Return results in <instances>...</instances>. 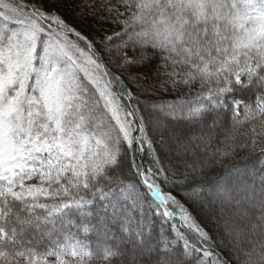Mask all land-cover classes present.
Segmentation results:
<instances>
[{
	"label": "snow or ice",
	"instance_id": "snow-or-ice-1",
	"mask_svg": "<svg viewBox=\"0 0 264 264\" xmlns=\"http://www.w3.org/2000/svg\"><path fill=\"white\" fill-rule=\"evenodd\" d=\"M0 264H264V0H0Z\"/></svg>",
	"mask_w": 264,
	"mask_h": 264
},
{
	"label": "trees",
	"instance_id": "trees-1",
	"mask_svg": "<svg viewBox=\"0 0 264 264\" xmlns=\"http://www.w3.org/2000/svg\"><path fill=\"white\" fill-rule=\"evenodd\" d=\"M78 2H79V0H77V3ZM168 98L172 99V97H168ZM258 161H259V153L258 152L240 151L234 156L233 159L226 160L222 163L214 164L213 167L209 170V174L211 176H223V175H225L226 168L231 167L232 165H242L244 163L255 165V164H258ZM143 163L148 164L149 159L146 157L143 160ZM177 194L179 195V193H177Z\"/></svg>",
	"mask_w": 264,
	"mask_h": 264
}]
</instances>
